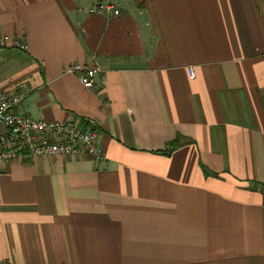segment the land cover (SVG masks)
<instances>
[{
    "label": "crops",
    "instance_id": "1",
    "mask_svg": "<svg viewBox=\"0 0 264 264\" xmlns=\"http://www.w3.org/2000/svg\"><path fill=\"white\" fill-rule=\"evenodd\" d=\"M115 1L0 0V91L25 87L22 116L89 121L106 155L0 163V264H264L259 1Z\"/></svg>",
    "mask_w": 264,
    "mask_h": 264
},
{
    "label": "built area",
    "instance_id": "2",
    "mask_svg": "<svg viewBox=\"0 0 264 264\" xmlns=\"http://www.w3.org/2000/svg\"><path fill=\"white\" fill-rule=\"evenodd\" d=\"M258 1L260 13L264 17V0ZM90 12L120 16V3L115 0H97ZM7 41V37L0 34V46H7ZM9 47L19 51L27 50L24 43L13 39ZM64 72L75 75L86 89L99 91L104 87V71L100 66L75 63L68 66ZM189 73L190 77L195 76L192 68ZM26 96L23 85L14 97L0 91V163L20 161L26 156L91 155L99 161L106 160V155L100 147V133L95 125L88 121L87 127L83 129L73 122L38 121L17 114L14 108Z\"/></svg>",
    "mask_w": 264,
    "mask_h": 264
},
{
    "label": "trees",
    "instance_id": "3",
    "mask_svg": "<svg viewBox=\"0 0 264 264\" xmlns=\"http://www.w3.org/2000/svg\"><path fill=\"white\" fill-rule=\"evenodd\" d=\"M173 147H174V146H172V147L170 146L169 150H171ZM173 149H174V148H173ZM168 152H169V151H168Z\"/></svg>",
    "mask_w": 264,
    "mask_h": 264
}]
</instances>
